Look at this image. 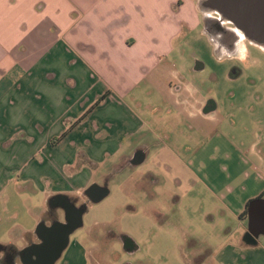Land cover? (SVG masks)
Segmentation results:
<instances>
[{"label":"crops","instance_id":"crops-1","mask_svg":"<svg viewBox=\"0 0 264 264\" xmlns=\"http://www.w3.org/2000/svg\"><path fill=\"white\" fill-rule=\"evenodd\" d=\"M198 11L196 0H0V229L8 238L0 244L21 238L26 248L38 224L64 220L56 198L86 202V212L91 185L107 196L111 176L136 166L145 214L157 210L161 188L175 212L192 201L203 223L219 226L216 247L191 264H264V236L246 243L241 217L264 198V77L251 65L250 82L228 97L217 81H195L205 62L189 67L174 42L201 26ZM243 39L215 42L213 56L241 54ZM18 190L30 194L29 223L13 203ZM73 245L61 264L88 263L90 249ZM8 249L0 258L17 247Z\"/></svg>","mask_w":264,"mask_h":264},{"label":"rangeland","instance_id":"rangeland-1","mask_svg":"<svg viewBox=\"0 0 264 264\" xmlns=\"http://www.w3.org/2000/svg\"><path fill=\"white\" fill-rule=\"evenodd\" d=\"M132 1L134 4H139V0ZM188 10V5L185 4V12L188 13ZM197 14L201 26L192 31L184 30L174 42L175 47L182 51L186 57L189 67H194L197 58L205 62L206 67L200 72L194 73L195 81H200L203 86H211L214 83V87L216 86L215 81H217L220 88L219 97H228L231 86L250 82L248 72L251 65L260 68L259 75L261 74V76L259 77H264L263 48L243 39L240 44L243 49L241 54L223 59L215 58L212 51L216 44L214 42L213 45L208 37L202 34V14L199 11ZM198 33L202 34V37ZM244 55H248L246 59H244ZM236 66L244 70L243 74L234 79L229 78L227 71L233 70ZM214 72L218 76L217 80L212 77ZM136 170V166L117 170L109 180V194L96 203L87 202V210L82 216V225L69 237L68 248L71 244L73 246L70 252L75 250L73 243L76 241L81 248L88 251L90 249L86 264H191L189 262L191 258L205 256L207 252H210V249L216 247V234L220 229L219 226L203 223L199 216L200 210H193L195 203L192 201L184 203L182 199L178 211L175 212L173 198H169V195L160 188V194L156 197L158 201L155 202V206H158L157 210L145 214V209L148 208L150 202L146 199L141 200L133 187L136 181L134 179ZM27 193L21 194L18 190L17 198L13 202L22 213L23 223H29L26 215L29 203L24 199L30 195ZM40 194V191L33 194L34 199L40 201ZM27 213L29 214V212ZM58 213L63 217L61 209H58ZM105 230L107 233L104 232ZM3 232V228H1L0 242L4 243L8 241V238L3 235ZM19 233L17 230L14 232L15 235ZM27 236L31 237L34 234ZM124 237L135 244L138 247L137 250L133 253L126 252L123 246ZM192 240L197 243H193ZM22 245V239H16L12 249L17 247L16 252L23 250L24 246ZM9 252L16 254L13 250ZM65 254L67 255L62 252L55 264L63 263ZM16 261L19 264L18 258ZM206 264L215 263L210 260Z\"/></svg>","mask_w":264,"mask_h":264},{"label":"water","instance_id":"water-1","mask_svg":"<svg viewBox=\"0 0 264 264\" xmlns=\"http://www.w3.org/2000/svg\"><path fill=\"white\" fill-rule=\"evenodd\" d=\"M197 5L201 12H215L222 20L231 23L238 33V40L247 39L264 49V0H197ZM203 22L204 31L211 38L207 30V19ZM86 193L93 202H97L107 191L93 184ZM63 209V221L55 220L49 225L44 222L38 224V241L26 247L27 253L21 264H55L68 246L72 232L82 225L84 212L82 207L68 200L63 201ZM259 236H264V198H256L248 203L247 233L243 240L254 244Z\"/></svg>","mask_w":264,"mask_h":264},{"label":"flooded vegetation","instance_id":"flooded-vegetation-1","mask_svg":"<svg viewBox=\"0 0 264 264\" xmlns=\"http://www.w3.org/2000/svg\"><path fill=\"white\" fill-rule=\"evenodd\" d=\"M200 13L202 14V22L204 21L205 18L207 19V22H208L207 30L211 38L215 42H218L217 43L218 45H225V46H228L229 48L233 47L235 42L239 38L238 33L234 29L233 25L227 22L226 20H222L221 17L215 12L204 13L200 11ZM55 200H57V202L59 203H62L63 205V201H64L63 198L58 197ZM73 202L76 203L78 201L73 200ZM77 206L82 207L84 209L86 208V202L80 201ZM123 243L125 245V251L131 252V250L129 249L131 244L127 237L123 238ZM26 253H27L26 248H24L23 250L17 251L16 254L15 255L13 254L11 257L8 256L7 254H4L0 258V264H17V261H16L17 258L19 260V264H21V261L25 259Z\"/></svg>","mask_w":264,"mask_h":264},{"label":"trees","instance_id":"trees-1","mask_svg":"<svg viewBox=\"0 0 264 264\" xmlns=\"http://www.w3.org/2000/svg\"><path fill=\"white\" fill-rule=\"evenodd\" d=\"M104 98H105V95H102V97L99 98V100H97V102H96L93 106H91V108L94 107L95 105H98V104H99ZM91 108H90V109H91ZM83 116H84V115L81 116L80 120L82 119ZM77 121H78V120H77ZM77 121H76V122H77ZM64 135H65V133H63L58 139H61ZM262 195H263V194H261V196H262ZM246 215H247V208L242 212L241 217L245 218ZM8 248H12V246H4V245L0 244V251H7V250H9ZM14 251L16 252V249H15ZM13 253H14V252H13ZM13 253L11 252V254H8V256L11 257V256L13 255Z\"/></svg>","mask_w":264,"mask_h":264}]
</instances>
